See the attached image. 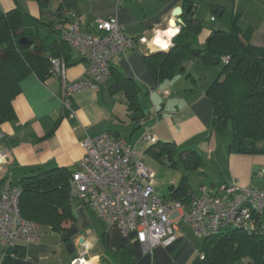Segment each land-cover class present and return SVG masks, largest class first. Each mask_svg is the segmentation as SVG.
<instances>
[{"label":"crops","instance_id":"obj_1","mask_svg":"<svg viewBox=\"0 0 264 264\" xmlns=\"http://www.w3.org/2000/svg\"><path fill=\"white\" fill-rule=\"evenodd\" d=\"M188 7L201 26L200 32L191 36L195 49L204 48L212 31L227 30L234 15H238V24L246 31L250 44L264 48V0H50V20H56L59 13L67 23L75 22L94 32L96 20L115 17L132 43L110 61L111 78L96 91L89 88L77 91L70 98L69 109L63 105L64 84L92 81L87 63L72 50L65 61L64 82L53 75L41 81L33 74L20 82L21 92L13 101L16 120L0 126V165L4 167L0 178L8 174L9 181L17 180L38 168L74 170L83 156L84 138L105 131L137 144L142 133L149 129L158 143H173L181 150L190 147L196 151V147L211 142L215 137L211 132L212 103L206 90L219 75V67L205 68L201 58L190 56L172 79L157 82L145 62L149 54L167 51L172 46L171 40L183 24L169 26L173 11L180 8L179 19L183 21ZM15 8L33 18L41 16L35 0H0V16ZM62 27L58 26L60 30ZM39 28L42 36L51 34L46 27ZM169 30L175 34L167 46L161 47L163 50L157 49L156 37L167 39L165 33ZM139 38H145L146 43H140ZM132 84L140 89L141 109L147 114L137 124L131 122L123 102L124 92ZM124 131L131 138L138 133L136 141L128 140ZM231 141L232 135L229 138L226 134L220 148H207L215 169L221 173L219 184H213L210 190L200 185L198 194L192 192L191 196H200L201 188L206 189L207 195H213L226 183L264 189V156L230 153L227 149ZM5 184L0 185V191ZM72 209L75 222L63 233L47 228L37 242L19 241L15 245L19 251L10 250L6 256L0 245V264H70L83 252L87 262L95 259V264H114L101 261L105 257L104 248L128 249L133 256L129 264H191L200 254L202 242L197 243L194 237L188 239L189 228L181 222L177 223L178 238L171 246H157L148 251L133 234L123 236L116 226L97 219L87 205L73 200Z\"/></svg>","mask_w":264,"mask_h":264},{"label":"trees","instance_id":"obj_2","mask_svg":"<svg viewBox=\"0 0 264 264\" xmlns=\"http://www.w3.org/2000/svg\"><path fill=\"white\" fill-rule=\"evenodd\" d=\"M35 1L40 9L39 18L28 16L18 8L0 16V126L16 120L13 101L21 92L20 82L24 78L33 74L44 81L52 75L51 59L62 58L66 62L69 59L71 49L63 35L70 23L62 20L59 13L55 15L56 20H50V0ZM237 16L231 18L227 30L212 31L204 48L198 50L192 45L191 36L200 32V23L186 15L179 32L171 40L172 46L167 51L149 54L145 62L157 82L172 79L190 56L201 58L205 68L222 64L219 75L206 90L212 103L211 132L224 134L230 128L232 141L228 152L264 156V48L250 44ZM59 25L63 26L61 30ZM40 26L46 27L51 34L42 36ZM21 38L26 39L24 44L19 43ZM224 57L228 58L225 64L221 61ZM124 94L128 116L133 124H137L147 117L141 109L140 89L132 84ZM145 151L161 164L175 166L173 153L177 148L173 143L157 142ZM183 152L195 155L197 162H191L190 169L201 166L202 158L195 151H182L178 155L182 156ZM183 160L190 163L186 157ZM72 171L38 168L13 181L5 174L0 178V185L9 183L20 190L19 209L25 220L63 233L76 219L68 185ZM191 194L186 181L170 186L168 191L173 200L186 201ZM200 253L204 258L200 259L198 255L191 264H264L263 216H253L249 232L236 228L205 237ZM104 256L102 262L114 264H129L133 259L126 248H104Z\"/></svg>","mask_w":264,"mask_h":264},{"label":"built area","instance_id":"obj_3","mask_svg":"<svg viewBox=\"0 0 264 264\" xmlns=\"http://www.w3.org/2000/svg\"><path fill=\"white\" fill-rule=\"evenodd\" d=\"M214 20V18H212ZM64 39L70 49L87 63L91 82L64 84L63 105L69 109L70 98L79 90H98L112 76L110 61L131 46L115 17L95 21L94 32L77 23L65 27ZM146 43L145 38H139ZM157 49H161L158 47ZM227 63L228 58L221 59ZM52 75L65 81L67 64L62 58L50 60ZM157 143L146 129L137 144H130L111 131L81 142L83 156L69 179V196L89 207L92 214L106 225L118 228L123 236L133 234L146 250L157 246L169 247L178 238L177 223L191 229L197 237L218 235L228 229L249 232L253 216L264 219V189L244 187L236 183L222 185L217 193L188 200H173L158 196L154 190V174L145 165L138 145L149 147ZM20 190L6 183L0 191V245L6 256L17 242H37L42 227L25 220L20 213ZM169 197V196H168ZM200 259L204 256L200 253ZM86 253L70 264H85Z\"/></svg>","mask_w":264,"mask_h":264},{"label":"rangeland","instance_id":"obj_4","mask_svg":"<svg viewBox=\"0 0 264 264\" xmlns=\"http://www.w3.org/2000/svg\"><path fill=\"white\" fill-rule=\"evenodd\" d=\"M215 67H219L220 70H222L223 65L219 64ZM147 107L149 108L150 103L147 101ZM125 136L128 140H131L132 142H135L137 139L138 133H136L132 138L131 135H127V131H124ZM228 135L229 138L231 136V130L228 128L224 134H214L215 137L211 142H207L204 145H202L200 148L196 147L195 149H191L190 147H185L186 149L178 148L177 152L173 153V161L175 162L174 167H170L165 164H161L158 162L149 152H146L145 148L143 146H138V150L142 153V157L144 160L145 165L148 167L150 171L154 174V190L155 193L160 196H168L169 187L171 185L177 186L181 181H186L188 184L189 189L194 192L195 194L198 192V187L200 185H204L207 190H210L213 186V184H219L221 173L216 170L215 163L212 161L207 153V148L224 145V138L225 135ZM193 150L197 153L198 156L202 158V164L199 169H190L191 162H197V160L194 158L195 155H190L189 153L183 152L182 156L178 155V153L182 151H188ZM187 158L190 160L189 162L184 161V158ZM204 159V162H203ZM4 170L3 165H0V174H2ZM19 178V177H17ZM198 194V193H197ZM93 224H97V229L101 230L100 224L98 222H93ZM181 225V224H180ZM183 227V226H182ZM47 227H43L41 230V235L46 232ZM187 229V228H186ZM186 234L188 236V239L196 240V242H202L204 240L203 237H197L195 236L191 230H187ZM97 262V261H96ZM99 264V263H98Z\"/></svg>","mask_w":264,"mask_h":264},{"label":"water","instance_id":"obj_5","mask_svg":"<svg viewBox=\"0 0 264 264\" xmlns=\"http://www.w3.org/2000/svg\"><path fill=\"white\" fill-rule=\"evenodd\" d=\"M180 12H181V9L180 8H176L174 11H173V14H172V19L169 21V26L170 27H175V25H177L178 23H183V21L182 20H180L179 19V17H180ZM186 13H187V15H188V19H191L192 18V16H193V13H192V11H191V7H188L187 8V10H186ZM26 42V39L25 38H21L20 40H19V43L20 44H24ZM204 56V54H202L201 55V57H203ZM80 242H82V239L80 240ZM19 250H18V248H12V252L13 253H17Z\"/></svg>","mask_w":264,"mask_h":264},{"label":"bare ground","instance_id":"obj_6","mask_svg":"<svg viewBox=\"0 0 264 264\" xmlns=\"http://www.w3.org/2000/svg\"><path fill=\"white\" fill-rule=\"evenodd\" d=\"M175 34L174 30H169L165 33V37H167V39L165 38H161L160 36L156 37L155 39V45L158 47H164L167 46V44L169 43V39ZM95 259L91 260L90 262L85 261V264H95Z\"/></svg>","mask_w":264,"mask_h":264}]
</instances>
